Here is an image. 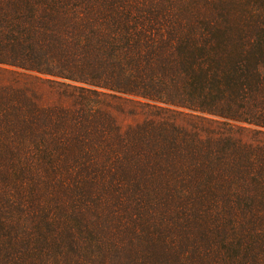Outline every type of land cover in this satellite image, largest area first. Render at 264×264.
<instances>
[{
  "label": "trees",
  "instance_id": "16d2710c",
  "mask_svg": "<svg viewBox=\"0 0 264 264\" xmlns=\"http://www.w3.org/2000/svg\"><path fill=\"white\" fill-rule=\"evenodd\" d=\"M1 68L0 264H264V0H0Z\"/></svg>",
  "mask_w": 264,
  "mask_h": 264
},
{
  "label": "rangeland",
  "instance_id": "374dc122",
  "mask_svg": "<svg viewBox=\"0 0 264 264\" xmlns=\"http://www.w3.org/2000/svg\"><path fill=\"white\" fill-rule=\"evenodd\" d=\"M52 78H46L34 73L14 72L9 68H1L0 70V86L14 85L17 88L27 91L40 106H50L58 101L57 92L61 88L51 83ZM122 100H111V113L122 130L129 126H134L146 119H150L152 114L148 107L131 98H121ZM184 114H192L186 110H179ZM182 123V120L177 119Z\"/></svg>",
  "mask_w": 264,
  "mask_h": 264
}]
</instances>
